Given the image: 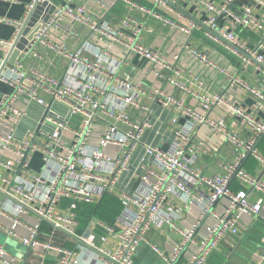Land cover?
<instances>
[{
  "label": "built area",
  "instance_id": "built-area-1",
  "mask_svg": "<svg viewBox=\"0 0 264 264\" xmlns=\"http://www.w3.org/2000/svg\"><path fill=\"white\" fill-rule=\"evenodd\" d=\"M117 1L126 5V12L119 25L114 26L87 9L89 2L105 6L103 0H86L85 4H76L75 0L62 4L31 0L24 16L9 21L14 29L12 37L0 38V50L7 51V55L12 49L18 51L14 63H7L0 73V82L11 89L0 100V232L22 244L28 253L26 258L38 259L36 264H47L49 258L56 264H79V259L73 262L79 249L99 251L104 264H136L135 254L142 243L148 242L146 233L160 220L180 233L179 241L168 249L152 244L164 264H206L224 236L239 233L246 217L264 220V197L251 202L245 190L232 189V183L238 181L258 191L264 190L261 177L244 168L250 157L264 166V154L258 147L264 137V120L223 95L197 94L203 109L224 106L229 116V120L212 118L185 106L182 100L161 89L148 94L143 80L132 81L118 70L127 56L138 55L149 62L147 73L190 92L188 83L181 79L182 70L175 64L179 54L170 61L161 50L141 42L145 24L134 17L133 13L138 11L187 35L204 27L208 37L227 44L244 65L256 67L264 81V20L257 16L264 12V0H189L204 8L208 17L202 21L189 20L185 25L156 8L174 11L186 0H152L153 7L138 0ZM222 18L228 19L230 28H221ZM67 20L83 25L89 32L78 49L69 47L65 40L52 38L54 28L66 36L78 34L73 28L63 26ZM239 28L260 32L257 45L243 42L237 35ZM18 44L24 47L17 49ZM37 45L51 52L54 58L69 60L63 77L38 68L26 70L24 58L42 59ZM183 48L201 65L222 74L230 86H240L252 94L258 109L264 113V84L252 86L207 52L188 43ZM115 50L121 51V57ZM188 81L203 85L192 74ZM144 96L164 107H173L174 124L180 115L187 117L184 130L176 129V138L168 149L143 143L150 121L148 117L138 121L132 112L141 107L139 99ZM29 104H37L42 111L35 128L19 137ZM144 107L150 114L151 110ZM231 119L250 128V136L243 138L232 131ZM199 125H206L213 134L225 135L237 150L232 161L223 163L222 173L205 176L195 167L205 146L203 142L194 144L189 131ZM140 146L144 152L134 166L133 157ZM36 155L41 157L39 170L32 167ZM129 172H137L135 186L115 192L121 177ZM199 184L209 189V195L193 191ZM111 193L122 206L116 224L97 218L91 220L94 227L99 226L117 239L115 248L103 249L78 231L77 216L80 205H91ZM171 196H185L188 200L185 208L189 210L193 204H201L200 212L185 228H179L174 221L182 214L183 207L170 203ZM59 234L73 241L75 249L58 242ZM0 264L33 263L25 258L17 260L7 244L0 242ZM253 264H264V255Z\"/></svg>",
  "mask_w": 264,
  "mask_h": 264
},
{
  "label": "crops",
  "instance_id": "crops-1",
  "mask_svg": "<svg viewBox=\"0 0 264 264\" xmlns=\"http://www.w3.org/2000/svg\"><path fill=\"white\" fill-rule=\"evenodd\" d=\"M55 4H62L66 0H51ZM106 5L100 7L89 2L87 9L98 19H107L114 26L119 25L120 19L126 12V5L117 0H103ZM140 3L149 7H153L152 0H138ZM219 1V0H214ZM86 0H75L76 4H85ZM31 0H0V38L10 39L13 35V24L9 21L20 19L27 12ZM160 13L185 25L189 20L202 21L208 17V12L204 8H198L189 0L181 3L174 11L168 8L157 7ZM52 10V9H50ZM134 17L145 24V30L141 38V42L146 46L161 50L164 55L173 61L175 54H179V59L175 61L176 67L182 70L181 79L189 85L190 92L178 89L171 85L167 79H160L152 73H147L149 62L138 55L127 56L126 62L122 65L118 73L120 75H128L132 81L143 80V87L148 94H152L155 90L161 89L167 94L174 95L182 100L185 106L191 107L201 113H205L212 118H226L225 107L218 106L211 110L203 109L200 99L197 94L223 95L232 102L242 105L247 112L255 115L258 119L264 120V113L258 109L257 101L252 94L244 90L240 86H230L227 79L217 72L201 65L197 59L191 56L184 50V44L197 48L200 51L207 52L219 64L228 68L231 72L238 74L245 82L252 86H261L264 84L261 72L253 65H244L240 57L229 50L227 44L212 40L207 36V30L202 27L196 30L191 35H187L178 28L170 27L164 24L161 20L152 16L145 15L138 11L133 13ZM264 20V12H259L257 15ZM63 26L73 28L78 32L76 36L63 35L60 30L54 28L51 35L56 41L65 40L69 47L78 49L81 43L87 38L89 32L81 24H72L69 20L63 22ZM221 28H230L228 19L222 18L220 21ZM238 37L252 46L257 45L262 34L260 32L247 28H239L237 30ZM94 39V38H93ZM36 50L42 55V59H35L28 56L23 59L26 70L38 68L49 71L56 77H63L69 66V60L59 58L51 54L41 45H37ZM118 57L122 55L121 51H114ZM7 51L0 50V65L2 59L6 57ZM53 60V62H51ZM189 74L197 77L203 82L202 86L188 81ZM11 89L4 83L0 82V100L4 95L10 94ZM50 99L48 98V102ZM141 107L132 112L134 119L142 121L148 117L151 126L144 133L143 143L145 145L160 146L168 149L176 138V129H183L186 124L187 117L180 115L177 124L172 123V118L176 116L173 107H164L161 103L155 102L149 96H144L139 99ZM151 110L149 114L146 108ZM57 108L62 109L60 106ZM64 110V109H63ZM42 109L37 104H29L27 113L22 119L19 127L18 136L23 137L27 130L35 128L36 119ZM79 120V119H78ZM232 131L237 132L241 137L250 136L251 130L234 120L229 121ZM194 144L203 142L205 151L195 161L196 169L205 176H211L223 172V163L232 161L236 154V148L227 141L223 134H213L206 125H199L189 131ZM258 147L264 154V137L258 143ZM143 146H140L137 153L133 157L134 166L138 163L143 155ZM40 156L38 155L33 162V169L39 170ZM244 168L261 177L264 181V166L256 159L250 157L244 162ZM137 172H129L124 174L115 192L123 190H131L136 184ZM193 191L201 195H209V189L204 185L193 187ZM234 191L245 190L248 193L251 202H257L264 197V190L258 191L251 188L244 182L234 181L232 183ZM104 199L101 198L91 205L82 204L78 209V231L81 234L89 236L99 248L113 249L117 245V239L112 235H107L106 232L98 226L94 227L91 223L93 218L102 220L111 225L116 224V218L121 208V202L115 194H107ZM114 197V198H113ZM170 203L177 206H182L183 211L179 218L175 219V223L179 228H185L186 224L191 222L192 218L200 212L201 204H193V208L189 210L185 208V203L188 202L185 196H171ZM4 237L5 234L1 233ZM107 235V236H106ZM148 242L141 244L138 252L134 256L136 264H164V259L154 250L152 244L161 248L168 249L175 242L179 241L180 233L174 227L163 224L160 220L153 224L152 228L146 233ZM56 240L65 247L75 249L73 241L68 240L63 234H59ZM5 241V240H4ZM4 243V242H3ZM7 244V243H6ZM8 246V244H7ZM10 249L11 253L17 260L22 261L24 258L27 262L36 264L38 259L31 258L28 260L25 247L16 243ZM264 255V220L258 217H246L239 228L238 234L228 233L222 240L219 241L218 247L213 250L206 264H253L262 259ZM79 259V264H104L100 252H83L80 249L73 257V262ZM47 264H56L53 258L47 260Z\"/></svg>",
  "mask_w": 264,
  "mask_h": 264
},
{
  "label": "water",
  "instance_id": "water-1",
  "mask_svg": "<svg viewBox=\"0 0 264 264\" xmlns=\"http://www.w3.org/2000/svg\"><path fill=\"white\" fill-rule=\"evenodd\" d=\"M34 22H35V19H33V23ZM33 23H31V26L33 25ZM23 47H24L23 44H18L17 49H22ZM17 55H18V51L17 50L15 51V49H12L9 52V54L7 55V57L1 62V65H0V73L2 72L3 68L5 67V65L7 63H10V64H13L14 63L15 58H16ZM4 238H5V241L4 242L8 244L7 247H8L9 250L12 249V247H14L13 245L15 244V242L16 243H19V242L15 241V240H13L11 238H7V237H4Z\"/></svg>",
  "mask_w": 264,
  "mask_h": 264
},
{
  "label": "rangeland",
  "instance_id": "rangeland-1",
  "mask_svg": "<svg viewBox=\"0 0 264 264\" xmlns=\"http://www.w3.org/2000/svg\"><path fill=\"white\" fill-rule=\"evenodd\" d=\"M38 155L34 156L35 158H37ZM34 158V160H35ZM5 240L4 236L0 234V242L3 243Z\"/></svg>",
  "mask_w": 264,
  "mask_h": 264
},
{
  "label": "trees",
  "instance_id": "trees-1",
  "mask_svg": "<svg viewBox=\"0 0 264 264\" xmlns=\"http://www.w3.org/2000/svg\"><path fill=\"white\" fill-rule=\"evenodd\" d=\"M106 196H108L107 194L103 197V199L106 197ZM114 198V197H113ZM122 207V206H121ZM120 210H121V208H120ZM120 210H119V212H120Z\"/></svg>",
  "mask_w": 264,
  "mask_h": 264
}]
</instances>
